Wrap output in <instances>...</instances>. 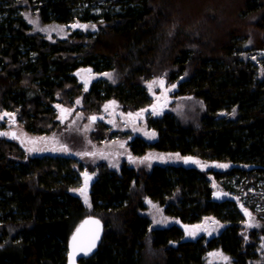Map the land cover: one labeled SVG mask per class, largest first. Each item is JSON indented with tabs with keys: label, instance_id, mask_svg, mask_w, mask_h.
<instances>
[{
	"label": "trees",
	"instance_id": "trees-1",
	"mask_svg": "<svg viewBox=\"0 0 264 264\" xmlns=\"http://www.w3.org/2000/svg\"><path fill=\"white\" fill-rule=\"evenodd\" d=\"M28 12L43 23L90 26L52 42L29 31ZM107 70L116 80L86 84L87 106L115 99L125 109L150 108L145 80L184 75L175 95L202 100V115L185 123L170 111L147 113L158 139H129L131 156L156 149L212 166L155 162L145 171L123 162L118 172L102 164L89 211L70 191L80 181L75 157L24 159L22 142L0 135V264H69L71 235L88 217L101 225L98 240L71 264H206L215 249L231 260L215 264H252L264 237V0H0V114H14V124L56 130L57 96H80L82 71ZM147 202L177 220L153 229L151 241ZM246 209L259 220L250 242ZM206 217L224 227L189 236Z\"/></svg>",
	"mask_w": 264,
	"mask_h": 264
},
{
	"label": "rangeland",
	"instance_id": "rangeland-1",
	"mask_svg": "<svg viewBox=\"0 0 264 264\" xmlns=\"http://www.w3.org/2000/svg\"><path fill=\"white\" fill-rule=\"evenodd\" d=\"M38 24H32L29 20H37ZM26 21L29 25V31L31 33L42 34L46 39L54 42L58 40H70L71 36L76 29L81 30V27H72L73 24H63L56 21L43 23L37 13L28 12L26 14ZM90 25H87L88 28ZM80 32V31H79ZM111 74V76L105 75ZM99 78L103 81L116 80L117 73L115 70H107L98 74H89L86 71H82L79 83L82 87V94L75 98H69L66 101L61 100L57 96V100L54 103L56 120L58 122V128L50 133H31L26 131L22 126L17 123L14 124L12 117H4L0 119V129H3L6 133L10 130L16 129L17 134L21 138L23 145L24 159L32 155H53V156H70L75 157L77 164L75 168L79 169V185L70 189L71 193L80 196L84 205L89 211H91V199L87 188V200L78 189L84 187V172L88 171L92 177H97L100 165L107 166L108 168L120 171L123 162H127L129 165L134 166L136 169H143L145 171L150 170L155 162L182 164L184 163V157L178 152L171 151H159L156 149H149L144 156H131L128 141L135 136H140L148 142H153L158 139V132L148 127L145 115L147 113L152 114L154 117L161 116L166 111L172 112L178 120L188 123L195 121L200 117L204 111L205 105L202 100L193 96H176L175 91L178 88L180 80L185 76H181L176 82H170L167 79L166 74L151 77L143 82L146 87L149 96L152 98V106L141 109H125L115 99H110L100 104L99 108H92L87 106L84 101V93L86 91L85 85L92 83L94 78ZM163 80V86L158 84L152 85L149 88V84L152 81ZM108 106L107 108L105 106ZM59 106V107H57ZM153 106L155 110H153ZM147 111H142V110ZM68 110V111H63ZM140 113L139 116L136 114ZM131 114V115H129ZM2 116V114H0ZM96 119L93 121L91 117ZM147 133H154V135H148ZM35 141V143H32ZM29 148H34L36 151H29ZM66 150H61V149ZM84 153H95V155H84ZM145 156H151V159L140 163V159ZM132 157V160L129 159ZM194 160L200 161V164L189 163L192 166L200 169H208L212 166L210 161L195 157ZM135 161V162H133ZM122 163V164H121ZM186 164V165H189ZM225 163H219L222 165ZM201 165H207L202 167ZM228 165V164H226ZM229 166V165H228ZM218 167V166H217ZM219 169H225L218 167ZM211 183L215 189L221 188L220 184L213 179L211 174ZM155 206V207H154ZM246 217L242 222L243 232L246 241L250 242L251 238L250 230L253 227H258L259 220L257 216L249 209H246ZM141 213L148 216L150 219L148 241H151V231L158 227L170 226L177 222L176 218L165 214L163 206L156 202H147L146 206ZM247 213H251V217ZM206 218H208L205 224ZM196 225H205L207 232H218L224 227L223 224H213L212 218L206 217ZM251 223L252 226H249ZM204 231V230H203ZM198 233V231H197ZM258 253V257L251 260L252 264L264 263V237H259L258 245L255 248ZM214 253H222L224 257L228 256L220 249H215L208 253L205 257L206 264H215L218 262H225L220 256L213 255ZM149 254L155 255V252L149 250ZM226 261H231L229 258Z\"/></svg>",
	"mask_w": 264,
	"mask_h": 264
},
{
	"label": "snow or ice",
	"instance_id": "snow-or-ice-1",
	"mask_svg": "<svg viewBox=\"0 0 264 264\" xmlns=\"http://www.w3.org/2000/svg\"><path fill=\"white\" fill-rule=\"evenodd\" d=\"M30 23L32 24H38V19L37 20H29ZM72 27H82V28H86L87 26L86 25H80V24H74L72 25ZM105 75H108V76H111V74H105ZM155 84H158L160 86H163L164 84V81L163 80H158V81H152L150 84H149V88L152 87V85H155ZM59 107V106H57ZM106 108L108 107L107 105L105 106ZM153 110H155V106H153ZM63 111H68V110H63ZM142 111H147L146 109L145 110H142ZM14 114H9V113H4L3 116H0V119H3L4 117H9L11 118ZM131 115V114H129ZM137 116L140 115V113H137L136 114ZM96 117H92V120H95ZM148 135H154V133H147ZM0 135H9V133H0ZM11 135L14 137V138H17L18 137H15V133H11ZM32 143H35V141H32ZM61 150H66V149H61ZM29 151H36V149L34 148H29ZM84 155H95V153H84ZM130 160H132V157H129ZM151 159V156H145L143 157L142 159H140V163H144L145 161H148ZM185 159V162H191V163H196V164H200V161L198 160H194L193 158L191 157H188V158H184ZM135 162V161H133ZM202 167H207V165H201ZM218 167H221V168H226L228 167V165L226 164H222V165H217ZM84 177H85V180H84V187L78 189L77 191H79L82 195H84L85 197V200H87V185H88V180L90 179V177L88 176L87 173H84ZM220 195H223V193H217V196H220ZM150 203V202H149ZM155 207V206H154ZM249 215V217H251V213H247ZM207 220L208 218H206V221H205V224L207 223ZM92 223L94 224H99V221H92ZM213 224L217 223L216 221H212ZM249 226H252L251 223L249 224ZM187 227V226H186ZM199 230H204L206 231L207 228L205 227V225H196V226H193V228L189 229L188 231V235L189 236H195L197 234V231ZM77 232H79V229L77 230ZM77 237L76 236H73V257L75 256L76 252H77V246L75 244V241H76ZM94 243L88 247V248H84V247H80L78 250L80 252H85V254L88 252V251H91V247H94ZM213 255H217V256H220L222 259H224L225 261L228 259L227 257H224L222 253H214Z\"/></svg>",
	"mask_w": 264,
	"mask_h": 264
},
{
	"label": "water",
	"instance_id": "water-1",
	"mask_svg": "<svg viewBox=\"0 0 264 264\" xmlns=\"http://www.w3.org/2000/svg\"><path fill=\"white\" fill-rule=\"evenodd\" d=\"M92 117H94V116H92ZM92 117H91V120H92ZM11 133H15V137H18V139L14 138L11 135ZM9 138L10 139H16V140H18V142H21V138L17 134V130L16 129L10 130ZM188 157L193 158L192 156H185L184 158H188ZM184 163H186L185 159H184ZM187 163H191V162H187ZM214 167L216 168V163L215 162H214ZM84 173H87L88 176L90 177V179L88 180V185H87V188H89V185H90L91 181L93 180V177L89 175L88 171H85ZM218 192L221 193L220 191H216L215 192V196L217 198H220L222 195L217 196ZM92 221H98V220L96 218H92V217L85 218L74 229V231H73V233L71 235L70 244H69V246H70V256H69L70 257V263L69 264H71V262L73 260H75L78 256L85 254V252H80L78 250L80 247L88 248L93 243H94V245L96 244V242L98 240V237H99L100 230H101V225H100V223L98 225L94 224V223H92ZM78 229H79V232H77ZM73 236L77 237V239L75 241V244L77 246V252H76L74 257L72 255V253H73ZM94 247H91V251L93 250ZM89 252L90 251H88L87 253H89Z\"/></svg>",
	"mask_w": 264,
	"mask_h": 264
},
{
	"label": "bare ground",
	"instance_id": "bare-ground-1",
	"mask_svg": "<svg viewBox=\"0 0 264 264\" xmlns=\"http://www.w3.org/2000/svg\"><path fill=\"white\" fill-rule=\"evenodd\" d=\"M122 164V163H121ZM255 193V192H254ZM253 194V193H252Z\"/></svg>",
	"mask_w": 264,
	"mask_h": 264
}]
</instances>
